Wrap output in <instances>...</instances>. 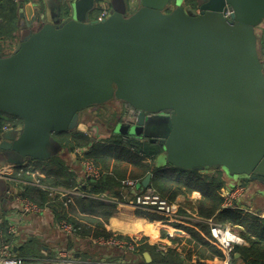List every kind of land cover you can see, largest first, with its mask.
I'll return each instance as SVG.
<instances>
[{
    "label": "water",
    "instance_id": "95a60500",
    "mask_svg": "<svg viewBox=\"0 0 264 264\" xmlns=\"http://www.w3.org/2000/svg\"><path fill=\"white\" fill-rule=\"evenodd\" d=\"M196 1L111 0L99 22L96 0H21L22 36L12 54L0 51V112L22 126L2 134L0 170L59 155L54 133L116 100L138 114L112 132L159 143V167L264 186V0Z\"/></svg>",
    "mask_w": 264,
    "mask_h": 264
},
{
    "label": "trees",
    "instance_id": "16d2710c",
    "mask_svg": "<svg viewBox=\"0 0 264 264\" xmlns=\"http://www.w3.org/2000/svg\"><path fill=\"white\" fill-rule=\"evenodd\" d=\"M186 1L190 7L197 6L196 0ZM16 9L17 2L14 0H0V37L9 34L15 28ZM100 13L101 11L96 12L94 17L97 18ZM2 48L0 47V51L6 56ZM120 103L125 107L123 115L126 118L130 106L127 108V104ZM117 113L119 114V112ZM123 122V120H118L115 126ZM21 126L22 122L18 118L0 112V140L6 130H17ZM90 133L79 129L73 132L54 133L52 137L60 144L62 152L49 160L34 162V165L27 163V166L32 167V172L38 171L44 175L41 182L48 189L33 186L34 183H22L23 191H20L22 197L40 207L54 206V200L57 201V207L54 206L56 222L58 224L63 221L67 222L75 229V234L83 239L111 238L114 233L109 232L107 226L110 224V220L116 216L118 206L105 204L92 198L79 197L73 199L65 207L64 201L58 202V196L55 199L50 197L51 189L73 190L78 186L76 175L67 169L66 162L60 158V155L85 150L79 160L91 162L100 170L101 177L96 181L89 180L88 188H81L84 193L90 195L108 194L125 203L134 198L131 188L126 186V182L133 181L138 185L149 174L152 175L150 188L155 189L170 202H175L181 196L188 197L199 192L201 199L196 204L198 214L205 219L213 218L233 229H240L238 235L247 243L246 247L236 248V253H239L240 257L236 258V255L233 254L231 256L232 263L264 264V217L238 208H223L226 183L221 169L207 170L205 173H201L170 166L159 167L157 158L163 152L159 143H152L149 139L131 134L114 132L107 139H96ZM27 166L22 167V172H17L15 175L24 183L32 182L26 173L30 169ZM7 226V223L3 224L4 232L8 230ZM205 230L207 231L206 228ZM182 231L189 238L176 237L173 239V244L178 246L184 241L186 246L192 248V250L189 249L185 258L176 249L162 252L145 244L139 250L142 261H144V251L149 252L153 257L152 264H189L194 254L199 257L208 254L210 259L224 258L216 247L205 241L195 230L184 228ZM141 240L145 241V238L141 237Z\"/></svg>",
    "mask_w": 264,
    "mask_h": 264
},
{
    "label": "crops",
    "instance_id": "0c3cea01",
    "mask_svg": "<svg viewBox=\"0 0 264 264\" xmlns=\"http://www.w3.org/2000/svg\"><path fill=\"white\" fill-rule=\"evenodd\" d=\"M96 8L94 10L93 15L95 16L96 12L102 11L103 3L100 0H96ZM21 0L17 1V9L14 14L15 19V28L8 34L2 35L0 37V47L2 48V43L8 42L12 43L13 40H17L13 50L16 48L18 44V38L22 36V30L20 28V23L22 19L19 18V5ZM109 5L110 3L107 2ZM26 11L24 12L25 18L29 21L30 13H33L29 7H26ZM135 8V7H133ZM95 18V17H93ZM96 19V18H95ZM10 35V36H8ZM8 37V40H7ZM3 49V48H2ZM12 50V52H13ZM12 52L8 53L10 55ZM5 54V53H4ZM6 55V54H5ZM6 55V56H8ZM89 109V108H88ZM87 110V109H86ZM85 111V110H84ZM82 113V112H81ZM30 165H34V162L28 163ZM28 164H24L21 166H13L8 165L3 168L4 174H6L5 178L2 179V183L0 182V225L3 226L6 223L7 218L13 217V221L16 222V226L18 227V237L14 240V252L16 256L21 258H25L28 260H37V261H47L53 260L56 258V253L59 250H68L74 254V258L81 261H94L100 259H106L111 255L114 258L118 255V250L111 248H103L98 246L95 243V239H83L80 236L68 235L64 230H62L58 223L56 222V210L53 205H49L45 207L46 209L39 213L33 214H24L22 207L17 205L15 202L14 195L16 191L20 193L23 191V184H36L37 182H41V179L44 175L38 171L32 172L31 166H27ZM29 167V171H27V176L30 177L32 182H22L20 179L15 177L17 172H22V167ZM20 168V169H19ZM82 167H77L76 178L77 183H81L84 189L88 188L89 178L85 177ZM225 174V173H224ZM223 174V175H224ZM20 178V173L18 174ZM224 181L226 183V192L224 195L232 190L228 185V181L224 176ZM42 183V182H41ZM33 184V186H34ZM43 184V183H42ZM44 185V184H43ZM127 186V185H126ZM128 187V186H127ZM129 188V187H128ZM20 189V190H19ZM131 194L134 195V189H130ZM83 192V191H82ZM84 193V192H83ZM86 194V193H85ZM243 196V195H242ZM241 196V197H242ZM51 197V196H50ZM240 197V198H241ZM52 198V197H51ZM240 198L236 201V208L244 210L246 212L252 213L254 204L249 202L241 201ZM201 199V194L199 192H195L188 197H179L175 202L179 205L183 206L188 211H197L196 204ZM54 202H57L54 200ZM53 202V203H54ZM118 212L116 216L110 220V224L107 226V230L114 234H120L124 236H133L137 235L139 237H144L145 241L144 245L147 244L156 249V251L167 252L169 249H176V251L185 258L189 249L192 250L190 246H186V243L173 244V239L176 237L188 239L187 234L182 231L183 229L165 226L163 220L160 216L146 212V211H138L131 206L121 204L118 206ZM261 213V217H264V208L258 211ZM207 229V231L205 230ZM198 232L205 241L209 242V228L207 225H201L194 229ZM96 245V247L94 246ZM140 250V249H139ZM147 251H144L143 257ZM140 254V253H139ZM150 254V253H149ZM237 254L236 251L234 253ZM151 256V255H150ZM152 260L153 257L151 256ZM239 258V257H236ZM139 260L142 261V258L139 257ZM146 259L144 257V261ZM234 264L231 261V257H224L223 259H210L208 254H205L203 257H199L198 255H193L192 260L189 264ZM147 263V262H146ZM236 264H243L238 262Z\"/></svg>",
    "mask_w": 264,
    "mask_h": 264
},
{
    "label": "built area",
    "instance_id": "2783aa9c",
    "mask_svg": "<svg viewBox=\"0 0 264 264\" xmlns=\"http://www.w3.org/2000/svg\"><path fill=\"white\" fill-rule=\"evenodd\" d=\"M15 2L19 0H14ZM102 11L99 16L96 18L99 22L106 19L110 14V7L107 2H102ZM232 11L226 9L225 16L227 19H231ZM138 112L132 108L128 109L126 117H132L133 120L129 121L128 124H133L137 118ZM21 129L18 128L17 130ZM85 150H77V155H82ZM81 167L84 174L90 180H99L101 177L100 170L96 168L91 162L86 160H81ZM6 174H4L3 169L0 170V179H4ZM38 188L48 189L41 182L34 184ZM126 185L134 189L136 188L137 183L133 181H127ZM82 185L78 183L76 189L72 192L65 191L64 189H51L50 196L53 194L59 195V201H64V206L67 207L69 203L72 202L70 196H78L83 198H92L97 201H101L105 204L120 206L125 204L131 206L132 208L138 211H146L155 215H158L163 220L165 226H172L178 229L187 228V229H196L201 225H207L209 228V243L216 247L224 257L230 258L236 251V248L246 247V241L238 235L228 225H224L213 218L205 219L201 217L197 211H188L183 206L179 205L177 202H170L164 199L155 189L148 188L144 192L138 193L134 196L133 199L123 203L117 198L112 197L108 194L101 195H90L85 194L81 191ZM245 187L242 184H239L233 190L228 191L225 195V202L223 208L233 209L236 208V201L244 194ZM15 202L20 204L24 214H33L44 211L45 207H40L30 200L22 197L21 193L16 191ZM7 227L6 232L3 231L0 225V264H148L146 262L139 260V249L144 245V242L141 240V237L137 235L133 236H124L114 234L111 238H98L95 239V243L103 248H111L118 250V255L114 258L113 255L109 256L106 259H98L94 261H81L74 258V254L68 250H59L56 253V258L53 260L47 261H37V260H28L16 256L14 252V240L18 237L17 228L13 225V217L7 218ZM59 227L64 230L68 235H74L75 229L69 225L67 222L63 221L58 224ZM134 256L133 259L128 258V256ZM197 264H202L197 263Z\"/></svg>",
    "mask_w": 264,
    "mask_h": 264
},
{
    "label": "rangeland",
    "instance_id": "374dc122",
    "mask_svg": "<svg viewBox=\"0 0 264 264\" xmlns=\"http://www.w3.org/2000/svg\"><path fill=\"white\" fill-rule=\"evenodd\" d=\"M103 2H108L109 7L111 6V0H103ZM185 3L189 6V3L185 0ZM196 8V6L194 7ZM19 41V38H18ZM17 40H13L12 43L3 42V52L8 55V53L12 52ZM17 47V46H16ZM16 49V48H15ZM13 50V52L15 51ZM12 52V53H13ZM11 53V54H12ZM125 111V107L123 104L119 103L118 101H112L106 105L103 106H97L94 108H89L86 111L81 113L80 116V131L88 132L90 135L96 139H107L111 137L112 131L115 127V124L118 120H123V123H128L129 121H132V117H124L123 113ZM119 112V114L117 113ZM116 115H113L115 114ZM132 135V134H131ZM82 157V155H77L76 151L71 153H62L60 155V158H62L66 162V167L70 172L74 173L76 175L77 167H81V161L79 158ZM164 158L165 156L161 154L158 158V165H164ZM8 166V165H7ZM82 169V168H81ZM222 173L224 174L225 178L228 181V185L231 187V189H235L239 186V184H242L245 187V192L243 196L240 198L241 201H247L251 204H254L253 210L251 209L252 213L257 214L258 216H262L260 210L264 208V186H261L259 183L256 182H250L246 179H239L238 177H230L227 175V173L222 170ZM85 177L86 174H84ZM77 181V179H76ZM78 185V183H77ZM63 189V188H62ZM76 189V188H74ZM73 189V190H74ZM72 192V190H66ZM59 195L53 194L52 199H55V197ZM70 198L75 199L79 198L78 196H70ZM62 201V200H60ZM58 201V202H60ZM57 202H54L55 208L57 207ZM20 208V204H17ZM14 222V226L18 229L16 226V222ZM240 229H234L236 233H238ZM96 247V245H94ZM134 256L129 255L128 258L133 259ZM118 258V257H117Z\"/></svg>",
    "mask_w": 264,
    "mask_h": 264
},
{
    "label": "flooded vegetation",
    "instance_id": "af4514ba",
    "mask_svg": "<svg viewBox=\"0 0 264 264\" xmlns=\"http://www.w3.org/2000/svg\"><path fill=\"white\" fill-rule=\"evenodd\" d=\"M100 2H103V0H100ZM110 9H111V6H110ZM119 103H120V102H119ZM126 107L129 108V105H127ZM130 108H131V107H130ZM167 115H169V112H165V113L160 114V116H167ZM147 116H148V117H153V116H155V115H153V114H147Z\"/></svg>",
    "mask_w": 264,
    "mask_h": 264
}]
</instances>
